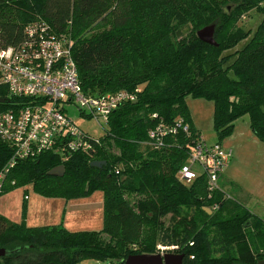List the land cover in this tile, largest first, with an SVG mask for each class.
Listing matches in <instances>:
<instances>
[{
	"label": "trees",
	"instance_id": "16d2710c",
	"mask_svg": "<svg viewBox=\"0 0 264 264\" xmlns=\"http://www.w3.org/2000/svg\"><path fill=\"white\" fill-rule=\"evenodd\" d=\"M251 9L263 14L253 35L239 25ZM38 16L56 33H71L87 94L141 93L112 113L91 152L68 162L51 153L19 161L2 183L0 196L27 185L66 199L101 191L104 228L28 227L0 214V249L12 251L0 256V264H125L130 255L158 254V244L184 255L183 264L264 262L263 218L221 191L210 198L205 179L187 186L178 177L193 142L202 137L191 121L188 97L214 103L220 140L247 115L264 143V0H0V46L19 43ZM211 25L217 46L197 34ZM9 107L0 103V111ZM178 116L189 123V135L171 137L160 149L143 144L158 120ZM12 155L0 139V173ZM94 161L106 165L97 168ZM61 165L64 176L48 175ZM216 203L219 209L209 214Z\"/></svg>",
	"mask_w": 264,
	"mask_h": 264
},
{
	"label": "built area",
	"instance_id": "2783aa9c",
	"mask_svg": "<svg viewBox=\"0 0 264 264\" xmlns=\"http://www.w3.org/2000/svg\"><path fill=\"white\" fill-rule=\"evenodd\" d=\"M73 44L70 35L56 33L47 22L37 20L25 27L19 43L0 46V89H4L6 96L1 104L10 105L0 111V139L13 151L0 173V193L6 175L19 161L51 153L68 162L76 153L94 150L99 138L69 116L70 107L77 106L83 118L108 124L113 112L126 102L137 101L141 93L138 88L87 94L81 85ZM152 117L157 118V115ZM189 133L190 125L182 116L172 122L160 119L149 130L143 144L160 149L169 144L171 137ZM231 160L232 151L222 142L208 144L200 137L193 142L187 160L178 171L179 180L191 186L205 179L210 198L216 191L223 192L225 198H232L221 184ZM219 207L216 203L208 210L213 212Z\"/></svg>",
	"mask_w": 264,
	"mask_h": 264
},
{
	"label": "rangeland",
	"instance_id": "374dc122",
	"mask_svg": "<svg viewBox=\"0 0 264 264\" xmlns=\"http://www.w3.org/2000/svg\"><path fill=\"white\" fill-rule=\"evenodd\" d=\"M35 19L40 20V17ZM262 19L261 12L251 9L242 14L239 25L253 35ZM68 34L71 36V33ZM248 40L226 54H233L241 49ZM187 106L194 127L205 141L208 144L222 141V144L232 151V160L228 169L231 174L227 173L235 179L233 181L237 185L231 184L229 193L243 202L254 214L264 219V143L254 135L249 116L237 120L231 135L220 140L214 127V103L188 97ZM69 116L95 138L103 137L105 130L109 129L105 122L99 123L93 118H83L77 106L70 107ZM225 179L229 181L227 176ZM249 190L252 192L250 193ZM249 194L253 196L248 198ZM26 196H28L27 200ZM103 198L101 191L70 199L62 196H43L32 185H27L0 196V214L11 223L24 222L28 227L63 224L71 232L100 231L104 228ZM156 249L158 254L171 253L167 250L163 251L159 244ZM84 264L114 263L85 261Z\"/></svg>",
	"mask_w": 264,
	"mask_h": 264
},
{
	"label": "water",
	"instance_id": "95a60500",
	"mask_svg": "<svg viewBox=\"0 0 264 264\" xmlns=\"http://www.w3.org/2000/svg\"><path fill=\"white\" fill-rule=\"evenodd\" d=\"M215 30L216 26L211 25L208 27H205L198 31V37L199 39L207 44L217 46V42L214 38L215 36ZM4 99H0V103H4ZM94 167L97 168H103L106 165V162H100V161H94L91 164ZM65 174V166L61 165L59 167H56L52 169L48 175L50 176H58L62 177ZM209 214H212L211 210H208ZM16 250H14L15 252ZM12 253V251H8L6 249H0V256H6ZM184 263V255L182 254H174V253H164V254H135L130 255L126 261L125 264H183ZM261 264H264L262 262Z\"/></svg>",
	"mask_w": 264,
	"mask_h": 264
},
{
	"label": "crops",
	"instance_id": "0c3cea01",
	"mask_svg": "<svg viewBox=\"0 0 264 264\" xmlns=\"http://www.w3.org/2000/svg\"><path fill=\"white\" fill-rule=\"evenodd\" d=\"M229 166H230V163H229V165H228V167L225 169V171H224V174H223V176H222V179H221V184H222V186L226 189V191L229 193V191L231 190V184H236L235 183V181H233V180H235V179H233V177H231V175H229V174H231L230 172H229ZM229 174H228V173ZM225 176H227V178H228V180L229 181H227L226 179H225ZM237 185V184H236ZM227 188L229 189V190H227ZM250 191V193L252 192L251 190H249ZM253 194V193H252ZM251 194V195H252ZM250 195V194H249ZM250 195V196H251ZM241 196V195H240ZM253 196V195H252ZM251 196V197H252ZM249 198V197H248Z\"/></svg>",
	"mask_w": 264,
	"mask_h": 264
},
{
	"label": "flooded vegetation",
	"instance_id": "af4514ba",
	"mask_svg": "<svg viewBox=\"0 0 264 264\" xmlns=\"http://www.w3.org/2000/svg\"><path fill=\"white\" fill-rule=\"evenodd\" d=\"M172 253V252H171ZM174 254H176V253H174Z\"/></svg>",
	"mask_w": 264,
	"mask_h": 264
}]
</instances>
